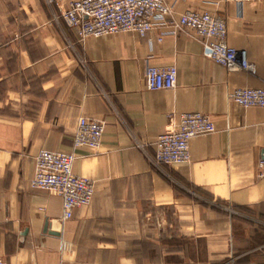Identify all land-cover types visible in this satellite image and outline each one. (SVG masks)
<instances>
[{
  "label": "crops",
  "instance_id": "crops-1",
  "mask_svg": "<svg viewBox=\"0 0 264 264\" xmlns=\"http://www.w3.org/2000/svg\"><path fill=\"white\" fill-rule=\"evenodd\" d=\"M72 0H0V257L6 264H264V110L228 98L264 87V0H165L223 16L249 68L229 71L191 30L162 21L143 37L79 40ZM158 38H161L159 41ZM177 67L172 89L148 90V66ZM208 114L189 161L157 164L170 114ZM80 116L103 121L101 145L73 146ZM40 149L71 152L91 201L63 218L58 194L31 187Z\"/></svg>",
  "mask_w": 264,
  "mask_h": 264
},
{
  "label": "built area",
  "instance_id": "built-area-1",
  "mask_svg": "<svg viewBox=\"0 0 264 264\" xmlns=\"http://www.w3.org/2000/svg\"><path fill=\"white\" fill-rule=\"evenodd\" d=\"M61 15L79 40L119 32H135L143 37L155 22L162 21L175 31L194 32L205 56L227 70L249 68L246 51L227 44L226 23L221 15L188 9L174 16L165 0H72ZM144 79L148 90L172 89L177 84V67L148 65ZM228 98L240 106H259L264 110V87L237 88L228 93ZM174 118V114L169 115L171 130L157 137L154 153L157 164L188 162L189 140L215 131L210 116L199 111L183 112ZM103 131L102 120L80 116L73 132V146L96 150L101 145ZM74 159L71 152L40 149L35 155L30 182L32 188L61 196L64 219L70 218L75 208L88 205L94 192L90 179L73 173ZM257 171L259 176H264V157L259 160ZM0 264H6L2 257Z\"/></svg>",
  "mask_w": 264,
  "mask_h": 264
}]
</instances>
